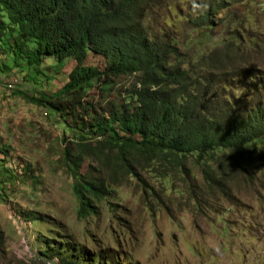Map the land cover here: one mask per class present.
<instances>
[{"label": "trees", "instance_id": "obj_1", "mask_svg": "<svg viewBox=\"0 0 264 264\" xmlns=\"http://www.w3.org/2000/svg\"><path fill=\"white\" fill-rule=\"evenodd\" d=\"M158 1L0 0V75L11 72L6 63L11 58L16 69L31 73L24 82L35 90L40 77L48 83L67 63L74 64L53 93L25 94L17 85L6 89L42 107L61 125L64 144L69 138L75 154L63 146L59 163L73 181L81 216L94 213L93 202L111 197L124 179L137 180L138 171L160 180L178 174L188 179L190 162L208 187H219L226 170L239 162L240 172L247 164L264 165V69L243 63L246 54L264 51V41L245 39L242 33L249 29L229 13L246 0H200L199 9L187 15L170 8L173 19L190 30L184 42L164 28L144 26L142 16L157 12ZM216 27L227 29L228 41L225 62L218 66L215 56H204L213 44L224 43L213 37ZM179 46L198 50L187 56ZM89 57L102 63L89 65ZM121 76L135 82L108 111L98 104L88 108L86 92L93 82ZM85 160L94 165L82 174ZM5 167L14 170L10 162ZM36 216L27 218L36 222ZM57 233L42 242L49 258L62 253L59 241L55 246ZM74 260L92 263L87 257Z\"/></svg>", "mask_w": 264, "mask_h": 264}, {"label": "rangeland", "instance_id": "obj_2", "mask_svg": "<svg viewBox=\"0 0 264 264\" xmlns=\"http://www.w3.org/2000/svg\"><path fill=\"white\" fill-rule=\"evenodd\" d=\"M262 1L246 0L243 7L229 8L241 27L249 29L242 33L245 39L255 36L264 41V15L258 6ZM173 6L183 15L194 14L200 0H159L154 8L158 13L142 16L144 26L164 28L184 42L190 30L173 19ZM168 16L175 21L173 26L165 23ZM212 34L224 43L213 44L204 56H215L218 66L228 53L227 29L220 27ZM179 48L187 56L198 50ZM258 52L246 54L243 63L264 69V51ZM8 61L11 72L0 75V152L7 154L0 162V264H72L79 256L93 264H264V165L247 164L240 172L239 162L226 170L219 187H208L200 168L190 162L186 167L193 178L188 179L178 174L160 180L138 171L137 180L124 179L111 197L93 202L94 213L81 216L73 181L59 163L63 146L74 153L69 138L64 144L61 125L42 107L6 89L17 85L16 90L25 94L53 93L74 64L67 63L48 83L40 77V86L33 90L24 82L31 73L16 69L11 58ZM101 63L98 57L87 60L89 65ZM48 65L45 60L46 74L52 73ZM134 82L130 76L93 82L86 92L88 108L98 104L108 111ZM8 162L14 170L5 167ZM91 164L85 160L80 172H87ZM31 213L38 216L36 222L27 218ZM55 232V246L59 241L62 253L49 258L42 242L54 240L50 234Z\"/></svg>", "mask_w": 264, "mask_h": 264}, {"label": "water", "instance_id": "obj_3", "mask_svg": "<svg viewBox=\"0 0 264 264\" xmlns=\"http://www.w3.org/2000/svg\"><path fill=\"white\" fill-rule=\"evenodd\" d=\"M259 6L261 7V12L264 14V2H262Z\"/></svg>", "mask_w": 264, "mask_h": 264}, {"label": "crops", "instance_id": "obj_4", "mask_svg": "<svg viewBox=\"0 0 264 264\" xmlns=\"http://www.w3.org/2000/svg\"><path fill=\"white\" fill-rule=\"evenodd\" d=\"M1 154H3L4 152H0ZM7 154L6 153H4V158L7 160V158L5 157Z\"/></svg>", "mask_w": 264, "mask_h": 264}, {"label": "clouds", "instance_id": "obj_5", "mask_svg": "<svg viewBox=\"0 0 264 264\" xmlns=\"http://www.w3.org/2000/svg\"><path fill=\"white\" fill-rule=\"evenodd\" d=\"M262 2H264V0H263ZM262 2H261V3H262ZM261 3H259V5H260ZM259 5H258V6H259ZM260 8H261V7H260ZM260 11H261V9H260ZM261 13H262V12H261ZM262 14H263V13H262ZM263 15H264V14H263Z\"/></svg>", "mask_w": 264, "mask_h": 264}]
</instances>
